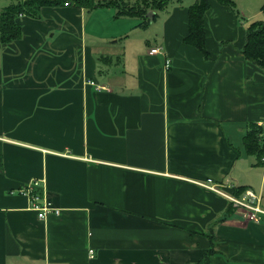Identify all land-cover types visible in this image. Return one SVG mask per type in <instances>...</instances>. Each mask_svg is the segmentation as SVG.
Masks as SVG:
<instances>
[{"label": "crops", "instance_id": "1", "mask_svg": "<svg viewBox=\"0 0 264 264\" xmlns=\"http://www.w3.org/2000/svg\"><path fill=\"white\" fill-rule=\"evenodd\" d=\"M187 8L157 12L147 47L129 38L142 20L111 7L18 18L22 37L0 43V264H264V213L228 212L247 190L264 211V163L243 144L264 122V69L215 0L208 57L184 43ZM123 39L101 75L103 45ZM31 179L59 215L29 209Z\"/></svg>", "mask_w": 264, "mask_h": 264}, {"label": "trees", "instance_id": "2", "mask_svg": "<svg viewBox=\"0 0 264 264\" xmlns=\"http://www.w3.org/2000/svg\"><path fill=\"white\" fill-rule=\"evenodd\" d=\"M173 1L181 3L183 0H136L133 4L125 0H109L96 2L95 0H18L3 7L0 11V43L9 44L22 37V26L18 23L21 16L39 18L44 7L73 6L84 8L91 12L101 7H111L116 10L115 17L138 18L142 20L140 26L148 25L150 19L147 14L150 11L160 12L165 10ZM219 4L236 10V0H215ZM212 0H196L187 8L188 30L183 42L195 47L208 57L206 50V14L210 10ZM154 16V19L156 18ZM242 53L246 60L264 69V20L251 23L246 29L245 43ZM98 61L106 65H112V56H99ZM120 61L116 57V62ZM243 144L248 155L255 156L257 164L264 163V128L256 123H251L245 136ZM245 189L237 188L234 195L241 194ZM232 203L229 204L228 212L233 210Z\"/></svg>", "mask_w": 264, "mask_h": 264}, {"label": "rangeland", "instance_id": "3", "mask_svg": "<svg viewBox=\"0 0 264 264\" xmlns=\"http://www.w3.org/2000/svg\"><path fill=\"white\" fill-rule=\"evenodd\" d=\"M97 2H103L107 0H95ZM133 4L136 0H125ZM196 0H183L181 3L176 1L171 2V4L182 5L185 7H189ZM10 2H16V0H0V7L3 8L10 4ZM54 8H63V7H54ZM114 9V8H113ZM93 10L92 12H94ZM151 12V11H150ZM154 12V11H153ZM237 17L240 19V22L243 23L245 26H249L251 23L256 21L264 20V0H236V10L234 11ZM156 13V12H155ZM130 19H137L138 18H130ZM85 20V18H84ZM90 30V27H88ZM161 31V21L159 17H156L154 21H150L148 25L144 27H138L137 29L133 30L130 33V41H135V43L139 44L142 47H147V43L154 45L158 41V36L160 35ZM125 39L122 40L119 44L111 45L110 43H106L103 45V56H112L110 55L111 52L115 53L118 52L122 47ZM129 52V50H128ZM101 56V55H100ZM119 57V56H117ZM100 62V61H99ZM100 73L103 75L107 66L103 62H100Z\"/></svg>", "mask_w": 264, "mask_h": 264}, {"label": "built area", "instance_id": "4", "mask_svg": "<svg viewBox=\"0 0 264 264\" xmlns=\"http://www.w3.org/2000/svg\"><path fill=\"white\" fill-rule=\"evenodd\" d=\"M149 53L151 55L160 54L162 53V49L159 47L152 48L149 50ZM170 65L171 62L167 59L165 67L169 68ZM258 125L264 128V122H260ZM210 182L211 180L209 179V185H203L216 190V185H210ZM18 192L28 198L29 209L36 211L40 220H45L51 213L56 215L60 214V208L55 207L48 197L44 180L31 179L21 186ZM229 199L233 207L241 210L248 219L254 222H259L261 220L260 214H263L264 211L260 207L259 197L252 191L247 190L243 198L229 197ZM90 254L91 257H93V250L90 251Z\"/></svg>", "mask_w": 264, "mask_h": 264}, {"label": "water", "instance_id": "5", "mask_svg": "<svg viewBox=\"0 0 264 264\" xmlns=\"http://www.w3.org/2000/svg\"><path fill=\"white\" fill-rule=\"evenodd\" d=\"M155 14H156L155 12L151 11L147 14V18H149L150 21H153Z\"/></svg>", "mask_w": 264, "mask_h": 264}]
</instances>
